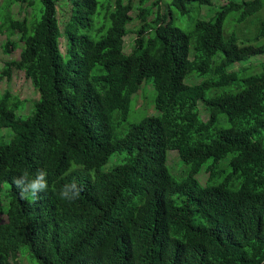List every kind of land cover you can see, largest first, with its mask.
Listing matches in <instances>:
<instances>
[{"label":"trees","instance_id":"trees-1","mask_svg":"<svg viewBox=\"0 0 264 264\" xmlns=\"http://www.w3.org/2000/svg\"><path fill=\"white\" fill-rule=\"evenodd\" d=\"M13 1L27 3L0 7L8 37L18 36L2 50L21 46L0 81L23 72L39 97L18 117L22 103L0 96V131L14 134L8 143L0 135V264H19L20 256L33 264H264V61L244 65L264 57V45L223 36L229 14L243 22L263 0H229L189 33L169 11L139 0L141 26L128 54L131 0H105L100 11L97 0H66L63 31L56 0H40L32 21L8 16ZM212 1L168 6L184 16L189 5ZM191 76L202 80L189 84ZM143 81L155 90L159 115L117 137ZM168 151L186 167L178 178ZM113 154L124 155L122 162L102 171ZM40 168L48 190L37 201L21 198L13 178ZM73 181L83 187L79 198L60 199L59 189Z\"/></svg>","mask_w":264,"mask_h":264},{"label":"rangeland","instance_id":"rangeland-1","mask_svg":"<svg viewBox=\"0 0 264 264\" xmlns=\"http://www.w3.org/2000/svg\"><path fill=\"white\" fill-rule=\"evenodd\" d=\"M28 1L33 2V5L31 7L27 5ZM97 1L99 3L98 10L100 11L101 5L105 3V0ZM155 1H158L156 7L153 6ZM227 1L229 0H213L211 5L208 6L191 4L189 5V12L184 16H181L173 8H169L168 4L170 3V0H148L144 6L151 7L153 9V12L159 9L161 14L167 13L169 11L173 24L176 27L180 28L182 31L189 33L193 29L194 23L197 20H210L219 10L221 5H224ZM56 2L58 24L60 30L63 31L64 25L68 21L70 15V6L66 0H56ZM138 2L139 0H131V4L133 6V10L130 13L132 22L127 25L128 35L124 38V53L126 54H128L132 50L134 39L136 37V30L141 26V21L138 18ZM27 3H22L21 1H13L12 3H10L8 7V16L16 20L27 19L28 21H32L34 18L39 19L42 9L40 0H27ZM3 4L4 0H0V7ZM152 18L153 14L148 18V20H151ZM238 19L239 13L236 12L231 13L226 17L223 23V36H229L231 34L235 35L237 44L240 46L248 44L264 45V35L261 34L262 30H264V0L263 7L257 14L247 18L243 22H239ZM3 20L0 16V71L5 62L17 59L19 57L21 46V44H19V48L11 52L10 54H5L3 52L2 47L6 43V41L11 40L15 43H18L17 35L8 37L7 29L5 26H3ZM91 36L95 37L97 35L95 32H92ZM59 43L61 53L65 54L67 42L63 35L60 38ZM257 61H264V57H260L258 58V60L254 59L244 65H257ZM94 71L95 70L92 71L91 75H93ZM201 80L202 78L200 77L198 78L195 76H191L185 81H187L189 84H197ZM5 92L9 93L11 101H19L22 103V109H20L18 112L16 111V116L18 117L28 116L32 110V102L39 97L38 92L32 87L30 82L25 79L23 72L20 71H15L9 81H0V96H2ZM155 98L156 93L152 84L150 82L143 81L139 87L138 92L132 96L128 118L116 129V136L121 137L125 135L131 125L138 123L145 117L158 116L159 113L155 109ZM198 110L201 114V118L203 120H206L207 114L204 111L201 102L198 103ZM0 135H3V141L6 143L10 142L14 136L12 131L9 129H2L0 131ZM123 158L124 155L122 154H113L110 157L108 163L103 166L101 170H110L114 166L120 164ZM210 162L211 161H209L208 163ZM166 164L171 173L176 177L182 174L183 168L184 171L186 168L185 165L181 161H179L177 153L173 151H168ZM77 168H80V166H76L73 164L70 170H79ZM204 173V170H202L196 177L198 182L202 186L206 184L208 179V175ZM90 174L92 175V172ZM3 188L7 189L8 185L4 184ZM0 220L2 222L5 221V214L0 215ZM19 260V264H33L27 257L20 256Z\"/></svg>","mask_w":264,"mask_h":264},{"label":"clouds","instance_id":"clouds-1","mask_svg":"<svg viewBox=\"0 0 264 264\" xmlns=\"http://www.w3.org/2000/svg\"><path fill=\"white\" fill-rule=\"evenodd\" d=\"M11 186H15L19 190L21 198H30L32 201H37L40 199V194L48 190L47 172L40 168L37 169L34 175L30 176L25 171L22 175L13 178ZM82 191L83 187L73 181L64 184L59 189L58 196L62 200L72 202L79 198Z\"/></svg>","mask_w":264,"mask_h":264}]
</instances>
